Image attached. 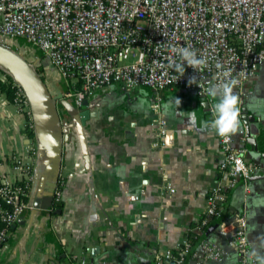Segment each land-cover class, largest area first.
<instances>
[{
  "label": "crops",
  "instance_id": "1",
  "mask_svg": "<svg viewBox=\"0 0 264 264\" xmlns=\"http://www.w3.org/2000/svg\"><path fill=\"white\" fill-rule=\"evenodd\" d=\"M32 60L35 69H41L54 110L51 119L57 125L50 134L40 127L30 135L25 116L0 90V173L10 182L18 180L19 173L11 166L15 155L31 162L34 170L30 208L9 225L0 264H155L156 255L175 251L205 215L209 190L228 181L218 168L222 154L216 132L202 126L213 119L216 101L176 87L156 92L147 86L112 83L80 106L95 112L80 131L79 116L67 107L75 106L66 97L64 79L53 82V66L45 56L35 55ZM0 81L4 82L1 77ZM233 91L242 100L241 127L233 138L247 148L246 158L255 171L247 182L227 186L222 220L245 216L251 264H258L253 251L264 254V158L252 151L247 139L264 131V108L250 107L264 101V68ZM157 97L167 121V142L161 147L153 144L156 114L151 105ZM174 98L181 100L179 108L173 106L165 113L163 105ZM141 99L150 106L139 107ZM192 111L197 115L195 125L187 117ZM57 178L63 180L55 194L61 205L54 206L52 200L35 208V199L50 195L46 187ZM233 222L222 230L233 228ZM199 235L200 242L224 246L223 237L214 230L207 237L204 232ZM196 257L188 255L182 264H194ZM208 264H240L239 255L230 249L225 261Z\"/></svg>",
  "mask_w": 264,
  "mask_h": 264
},
{
  "label": "built area",
  "instance_id": "2",
  "mask_svg": "<svg viewBox=\"0 0 264 264\" xmlns=\"http://www.w3.org/2000/svg\"><path fill=\"white\" fill-rule=\"evenodd\" d=\"M0 39L6 49H11L9 40L24 39L41 52L60 71L68 87L66 97L75 107L98 89L118 82L156 92L176 87L209 96L210 87L236 78L239 88L264 68V0H0ZM182 47L194 49L206 64L195 69L184 62V74L178 73L169 65L181 62L174 49ZM229 70L231 77H225ZM8 76L0 69L4 82ZM11 84L12 102L25 116L26 126L34 130L25 91L16 81ZM159 100L151 105L156 114L155 147L167 142V121ZM216 137L222 154L218 168L228 181L209 190L205 215L189 232L201 234L214 225L224 246L200 242L198 251L192 252L197 256L194 264L223 262L230 249L238 253L240 264H251L247 219L239 214L225 221L222 217L227 186L247 182L255 166L246 158L247 148L236 144L233 135L224 138L216 133ZM29 152L34 154L35 148ZM11 166L19 173L15 182L0 173V217L6 224L30 208L26 200L30 187L20 183L34 180L31 162L15 155ZM168 189L174 191L169 185ZM231 219L233 228L223 231L231 226ZM5 236V229H0V243ZM189 247L185 238L175 251L156 255L155 264H182Z\"/></svg>",
  "mask_w": 264,
  "mask_h": 264
},
{
  "label": "clouds",
  "instance_id": "3",
  "mask_svg": "<svg viewBox=\"0 0 264 264\" xmlns=\"http://www.w3.org/2000/svg\"><path fill=\"white\" fill-rule=\"evenodd\" d=\"M178 51L180 55L181 62L173 63L169 65L174 67L175 70L181 75L184 74V62L187 65L197 69L198 67L204 66L206 64V59L203 57L198 58L197 53L194 49L189 47H182L180 49H174ZM225 77H231V70L224 73ZM195 80H190L189 83H193ZM237 85L236 78H228L222 81L218 85H214L208 89V95L216 101L213 105L214 108V118L211 121L202 122L204 129L214 130L220 137L229 138L231 135L236 134L241 127V107L242 104L241 97L238 94H234L233 89ZM181 100L179 98L170 99L167 103L163 105L165 113L169 112L173 106L175 109L179 108ZM145 105H149L146 99H141L139 101V107L143 108ZM250 107L253 110H259L264 108V101L260 103L251 104ZM189 124L195 125L197 121V115L195 111H192L187 115ZM253 255L256 257L258 264H264V254L257 253L253 251Z\"/></svg>",
  "mask_w": 264,
  "mask_h": 264
},
{
  "label": "water",
  "instance_id": "4",
  "mask_svg": "<svg viewBox=\"0 0 264 264\" xmlns=\"http://www.w3.org/2000/svg\"><path fill=\"white\" fill-rule=\"evenodd\" d=\"M0 66L3 68L12 78L23 88L25 94L29 100L30 106L34 109L35 115L41 120H50L53 114V109L50 104V96L46 89V86L40 80L39 75L36 72L34 66L28 63L26 60L21 58L16 52L11 49H6L0 45ZM88 104L87 99L83 100L81 107H84ZM69 107L70 113H77L79 116L78 127L82 131V125L85 124V121L89 116H94L95 112L91 114L86 109L81 110V107H78L80 110L75 109L71 105ZM31 108V109H32ZM33 113V112H32ZM51 114H53L51 116ZM34 118V116H33ZM245 119V116L243 115ZM76 124V123H75ZM58 131L61 130L60 127H57ZM247 142L251 145L252 151H259L260 157L264 158V131H262L257 138H251L248 136ZM37 195H40V190L37 191ZM53 197L47 195L44 199L37 197L34 202V207L38 208L40 203L44 205L51 204ZM41 207H43L41 205ZM59 212V210L57 211ZM215 226H211L208 229L209 234L213 231Z\"/></svg>",
  "mask_w": 264,
  "mask_h": 264
},
{
  "label": "trees",
  "instance_id": "5",
  "mask_svg": "<svg viewBox=\"0 0 264 264\" xmlns=\"http://www.w3.org/2000/svg\"><path fill=\"white\" fill-rule=\"evenodd\" d=\"M0 69L1 70H4L3 68H1L0 66ZM5 71V70H4ZM37 74L39 75V78L40 80L43 82L44 84V81H43V77L41 76V69H37L36 70ZM12 81H15L12 76H8V82H1L0 81V90L2 92H4L7 97L9 99H12L13 98V92H14V87L12 86ZM45 85V84H44ZM32 108V107H31ZM32 112H33V116H34V123H35V127H34V130H31L29 132L30 135H33V134H36L38 132V129L41 127H44V129L47 131V133H52L54 131V129L56 128V125H57V121L55 119H51L49 121H41L39 120L36 115H35V111L34 109L32 108ZM62 183H63V180L60 179V178H57L56 181L54 182L53 185H50V187H46V190L47 192L53 196V201H54V206H57L59 207L61 205V202L60 200L55 196L56 194V191L61 189V186H62ZM33 184V181L31 182H28V181H22L20 183V185H24L25 187H30L32 186ZM26 200L29 202V196L26 198ZM218 222V221H216ZM9 225L10 224H6L5 222H3L1 220V217H0V229H5V231H7V229L9 228ZM207 228H203V231H204V235L205 233H207ZM208 234H206L205 236L207 237ZM5 238L6 236L3 238L2 242L0 243V247L3 245L4 241H5ZM187 240H188V243H189V250H188V254L185 256V258L188 256V255H191L192 252L195 250L197 244L200 242L201 240V237L199 234L197 233H194V232H188L187 233Z\"/></svg>",
  "mask_w": 264,
  "mask_h": 264
},
{
  "label": "rangeland",
  "instance_id": "6",
  "mask_svg": "<svg viewBox=\"0 0 264 264\" xmlns=\"http://www.w3.org/2000/svg\"><path fill=\"white\" fill-rule=\"evenodd\" d=\"M1 42V39H0ZM10 48L16 52L21 58L26 60L28 63H30L32 66H34V60L32 58L37 55L41 56L42 53L39 51H36L26 40L24 39H16V40H9ZM47 59V58H46ZM45 64V60L43 61ZM52 67V66H50ZM51 74L50 77L53 80V82L61 81L62 75L60 71L52 67L51 68ZM67 93V92H66Z\"/></svg>",
  "mask_w": 264,
  "mask_h": 264
}]
</instances>
